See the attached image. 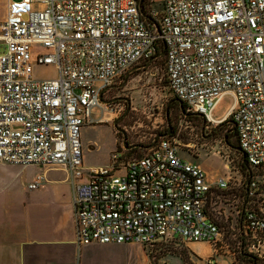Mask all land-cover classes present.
Instances as JSON below:
<instances>
[{
    "label": "built area",
    "instance_id": "built-area-1",
    "mask_svg": "<svg viewBox=\"0 0 264 264\" xmlns=\"http://www.w3.org/2000/svg\"><path fill=\"white\" fill-rule=\"evenodd\" d=\"M1 1V0H0ZM0 18V163L59 167L72 193L78 247L221 241L207 218L213 184L160 138L137 159L114 153L110 165L85 169L81 129L122 107L102 103L107 88L163 44L168 90L207 127L230 117L251 167H264V0H148L161 6L158 27L142 19L141 0H7ZM158 12L153 11L152 16ZM53 67L52 79L34 68ZM229 95L228 116H213ZM43 177L28 185L37 189ZM256 182L249 185L250 193ZM247 250L264 258V205L245 215ZM209 259L206 264H212Z\"/></svg>",
    "mask_w": 264,
    "mask_h": 264
},
{
    "label": "rangeland",
    "instance_id": "rangeland-1",
    "mask_svg": "<svg viewBox=\"0 0 264 264\" xmlns=\"http://www.w3.org/2000/svg\"><path fill=\"white\" fill-rule=\"evenodd\" d=\"M147 8L156 12L162 10L159 3L155 2ZM143 64L133 67L126 81L128 73L106 89L102 102L114 108L122 107V111L116 114L99 113L98 123L85 126V138L80 135L83 160L106 162L114 153L123 154L124 160L139 158L160 138H166L175 144L177 156L181 160L199 166L209 180L231 175L235 179L231 183L232 187L245 184L249 175L240 171L242 154L237 152L236 138L230 135L232 124L227 120L221 127H207L201 118L185 115L180 104L173 103L174 98L166 89L163 58H156L149 66ZM55 76L52 67L34 68L35 79H52ZM229 103L231 100L225 98L216 106L213 116L224 113ZM115 123L122 132L115 129ZM115 140L119 149L109 154L116 145ZM90 146L94 147L91 153L87 152L92 149ZM129 146L136 147L131 150L125 148ZM257 181L264 190V176ZM217 195L219 198L215 196L217 202L213 204V213L221 222L222 236L215 246L216 254L208 243H191L187 246L174 238L148 247L132 244L127 255L118 257V264H206L209 259L213 260L212 264H251L239 247L236 206L240 205V197L234 196L231 191L218 192ZM258 264H264V260L258 261Z\"/></svg>",
    "mask_w": 264,
    "mask_h": 264
},
{
    "label": "crops",
    "instance_id": "crops-1",
    "mask_svg": "<svg viewBox=\"0 0 264 264\" xmlns=\"http://www.w3.org/2000/svg\"><path fill=\"white\" fill-rule=\"evenodd\" d=\"M7 2L0 1V18L6 14ZM225 98L231 103L224 113L214 117L217 120L229 114V95L218 100L216 106ZM99 113L94 109L92 117L97 119ZM85 126L81 129L82 138L86 136ZM115 144L109 154L117 149L116 140ZM90 148L87 152L91 153L94 147ZM110 158L92 162L82 157V161L85 169H94L109 166ZM37 175L43 180L37 189L30 190L28 185ZM205 181L213 184L215 180L205 176ZM130 249L132 244L77 246L72 193L62 168L0 163V264H118V257L127 255Z\"/></svg>",
    "mask_w": 264,
    "mask_h": 264
},
{
    "label": "trees",
    "instance_id": "trees-1",
    "mask_svg": "<svg viewBox=\"0 0 264 264\" xmlns=\"http://www.w3.org/2000/svg\"><path fill=\"white\" fill-rule=\"evenodd\" d=\"M147 6H150V3L148 4V0H141L142 19L147 24H149L150 26L158 27L159 23H160V16H161L160 11L158 12L157 16H152V13L154 10L148 9ZM159 6H160V4H159ZM163 51L164 50H163L162 42L160 40H157L156 46H155V55L152 57L151 62L149 64H146V65L149 66L153 62V60H155L156 58H159V57L163 58L164 79H165V83H166V89H167L168 93L170 94V92L168 90V80H167V75H166V70H165V54ZM142 65H144V64L142 63ZM172 101H173V103L178 102L180 104L182 111L184 112L185 115L199 117L195 113L187 112L185 105L183 103H181L180 101H178L176 98H174ZM199 118H201V117H199ZM225 121L230 122L232 124L233 129L231 130L230 135L234 136L236 138L237 152L241 153L239 151V146H238L237 132L235 130L234 123H233L232 119L230 117H227L222 123H220L217 126L221 127L225 123ZM117 128H118V126H117ZM202 137H204L203 133H202ZM225 142L228 143L227 140H225ZM154 145L151 148H153ZM117 149H119V148L117 147ZM150 149H147V152ZM131 159H137V158H131ZM239 166H240L241 172H244L245 175L246 174L249 175V179L245 182V184H242L241 186L232 187L231 183L235 179H233V177L230 175L227 177L229 179V181H228V186L225 190H218L216 188L211 189L210 193L208 194V199L206 200L207 218L211 222H213L217 225L219 232H220V235L222 236L221 222L219 221V218L213 213V211L215 210L213 204H215L217 202L216 201L217 197L215 199V196H218V198H219V195H217L218 192H230V191L232 192V194L234 196H239L240 198L238 200L240 201L239 202L240 205L236 206V211H237L238 216H239L238 228H239V236H240V239H239L240 240L239 241L240 252L242 254L246 255L245 257L247 258L248 262H250L251 264H258V261L264 260V258H260L256 254L250 253L247 250L249 232L245 228V215L249 210H256L258 207L264 205V190H263L262 185L257 181L258 179L262 178V176H264V167H251V166H249V164L247 163V160L243 156V154H242ZM229 171H231V170H229ZM236 173L239 174V176H242L238 171ZM258 174H263V175L260 176ZM252 181L256 182V187H255V190L252 191V193H250L249 185ZM239 183H241V181ZM237 189L239 190V193H237ZM164 241H166V240H164ZM155 244L146 245V246H142V247L153 246ZM150 255L151 254L148 255L149 258H150Z\"/></svg>",
    "mask_w": 264,
    "mask_h": 264
},
{
    "label": "water",
    "instance_id": "water-1",
    "mask_svg": "<svg viewBox=\"0 0 264 264\" xmlns=\"http://www.w3.org/2000/svg\"><path fill=\"white\" fill-rule=\"evenodd\" d=\"M141 14H142V12H141ZM164 52V51H163ZM163 54V53H162ZM128 76H129V73L128 74H126V77H125V81L127 80V78H128ZM114 127H115V129L117 130V131H119V132H122V130L121 129H118L117 128V123H115L114 124ZM123 138H125V136H124V134H123ZM124 142H125V139H124V141H123V144H124ZM153 146V145H152ZM152 146H150V147H148V149H150ZM136 146H129V147H125L126 149H132V148H135ZM240 151V150H239ZM241 152V151H240ZM243 154V153H242ZM243 156H244V154H243ZM163 240V238H159L157 241H162Z\"/></svg>",
    "mask_w": 264,
    "mask_h": 264
},
{
    "label": "flooded vegetation",
    "instance_id": "flooded-vegetation-1",
    "mask_svg": "<svg viewBox=\"0 0 264 264\" xmlns=\"http://www.w3.org/2000/svg\"><path fill=\"white\" fill-rule=\"evenodd\" d=\"M216 132V131H215Z\"/></svg>",
    "mask_w": 264,
    "mask_h": 264
}]
</instances>
